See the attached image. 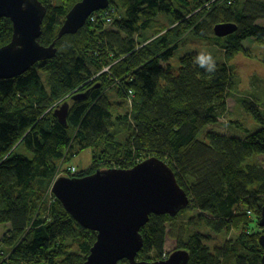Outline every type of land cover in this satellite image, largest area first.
Here are the masks:
<instances>
[{
  "label": "trees",
  "instance_id": "16d2710c",
  "mask_svg": "<svg viewBox=\"0 0 264 264\" xmlns=\"http://www.w3.org/2000/svg\"><path fill=\"white\" fill-rule=\"evenodd\" d=\"M39 1L46 13L38 40L46 46L55 41V56L0 79V224L6 225L0 264H83L95 232L78 224L51 193L53 180L127 169L150 156L163 160L188 192L191 206L184 210L200 211L195 220L214 232L229 224L240 230L237 249L212 251L204 232L188 230L191 218L176 235L175 248L189 253L186 264H261L264 165L249 159L264 156V109L254 96L238 98L256 127L231 121L241 131L229 135L208 126L227 112L237 77L232 59L243 54L264 65V56L242 45L246 39L264 43V25L257 22L264 18V0H109L76 33L59 39L58 29L78 0ZM110 9L112 28H106L102 13ZM228 22L237 29L216 37L213 26ZM189 33L210 35L220 46L223 60L214 73L194 63L195 53L181 56L176 69L168 63ZM11 35L10 20L1 18L0 47ZM107 89H115L123 110L113 113ZM64 101L70 108L61 124L54 111ZM84 150L91 165L71 173L76 167L69 162ZM63 163L69 165L61 169ZM174 218L149 215L140 228L137 260L164 259L166 222Z\"/></svg>",
  "mask_w": 264,
  "mask_h": 264
},
{
  "label": "water",
  "instance_id": "95a60500",
  "mask_svg": "<svg viewBox=\"0 0 264 264\" xmlns=\"http://www.w3.org/2000/svg\"><path fill=\"white\" fill-rule=\"evenodd\" d=\"M109 5V0H78L65 15L56 38L76 33L93 12ZM46 8L39 0H0V19L12 24L10 41L0 47V79L18 76L37 62L55 56V41L39 43ZM237 29L235 23H217L216 37ZM69 103L64 101L54 114L66 124ZM51 193L83 228L95 232V241L83 264H186L189 253L175 249L164 259H136L143 246L140 228L150 214L175 216L189 204L188 192L176 181L171 168L156 156H150L127 169L108 168L77 178L58 176ZM258 226L264 229V206ZM264 247V233L259 236ZM264 264V253L261 257Z\"/></svg>",
  "mask_w": 264,
  "mask_h": 264
},
{
  "label": "rangeland",
  "instance_id": "374dc122",
  "mask_svg": "<svg viewBox=\"0 0 264 264\" xmlns=\"http://www.w3.org/2000/svg\"><path fill=\"white\" fill-rule=\"evenodd\" d=\"M163 25H170L171 19L170 17H164L161 19ZM113 19L110 22H107L105 26L106 28H112ZM258 24L264 25V18H259L257 20ZM154 30H151L149 33H154ZM244 48L249 49L251 54L254 56H264V43H260L255 41L254 39H246L242 42ZM206 50L211 52L216 61L223 60L221 53L222 50L220 46L217 44L216 40L212 37H198L195 34L189 33L186 34L179 43L177 49H175L172 58L168 61V63L173 67L177 68L178 61L181 56L186 53H195L199 50ZM233 64L235 65L236 70V83L234 85V89L231 95L226 99V108L227 112L224 116L218 119L213 125L208 126L212 130H216L219 132L227 133L232 135L234 133H240V127L236 124L230 123L231 121L239 122L241 125L248 127L250 129L256 127V123L252 119L249 113H247L244 108L238 103V98H252L254 101H258L261 108L264 109V65L254 57H247L243 54L236 56L232 59ZM164 64V63H163ZM106 96L113 103V113L118 112L119 110H123L125 105L121 104V97H119L115 89H107L105 91ZM128 107V106H127ZM203 137V133L199 134V138ZM19 151L24 154H28L30 156V152H26L24 148H20ZM251 163H258L264 165V156L256 155L249 159ZM69 163H72L78 170L86 169L91 165V154L89 150H84L78 156H75ZM69 163H63L61 165V169L67 167ZM56 179V178H55ZM189 195V194H188ZM191 198L189 196V204L191 206ZM184 210V209H182ZM180 210V211H182ZM179 211V212H180ZM178 212V214H179ZM197 209L191 207L189 209H185L180 214H176L175 218L166 222L167 227V236L165 240L164 249L165 252H171L175 249L177 242V231H181L184 224L188 222L191 218V221L188 225V230L194 233L197 230L204 232L205 238L204 243L214 251L216 248H238V243L236 239L239 235L240 230L234 228L232 225H228L224 229L219 232H214L208 227H205L199 221L195 220L196 215L198 214ZM248 217L254 218L255 213L246 212ZM174 217V216H173ZM6 231V225L0 224V237ZM229 253L228 255H231ZM232 264V262H229Z\"/></svg>",
  "mask_w": 264,
  "mask_h": 264
},
{
  "label": "clouds",
  "instance_id": "9594fccd",
  "mask_svg": "<svg viewBox=\"0 0 264 264\" xmlns=\"http://www.w3.org/2000/svg\"><path fill=\"white\" fill-rule=\"evenodd\" d=\"M104 9H102V10H104ZM99 11H101V10H99ZM194 63L196 65H198L200 68L204 69L206 73H214L216 71V60H215L214 56L211 54V52H209V51H206L203 49L199 50L197 52L195 58H194ZM105 68H107V67H105ZM75 171H76V168H75ZM58 176H61V175H58ZM54 180H53V182H54ZM163 256L164 257L168 256L167 252H164Z\"/></svg>",
  "mask_w": 264,
  "mask_h": 264
},
{
  "label": "built area",
  "instance_id": "2783aa9c",
  "mask_svg": "<svg viewBox=\"0 0 264 264\" xmlns=\"http://www.w3.org/2000/svg\"><path fill=\"white\" fill-rule=\"evenodd\" d=\"M101 11H103V10H101ZM113 12H114V10L113 9H110V10H106V11H104L102 13L103 18L105 19V23L110 22L114 18V17L112 18ZM93 17L94 16H92L91 18H93ZM104 70L107 71V68H104ZM133 95L134 94H133V92L131 90H128L126 92V96H127V99L129 100V102H130L131 98L133 99ZM131 102H132V100H131ZM70 172L71 173H74L75 172V168H71L70 169Z\"/></svg>",
  "mask_w": 264,
  "mask_h": 264
}]
</instances>
